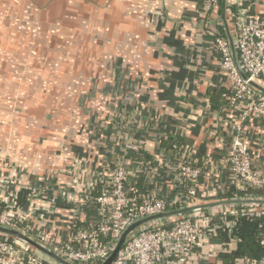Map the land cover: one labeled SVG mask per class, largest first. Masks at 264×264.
<instances>
[{"label":"crops","instance_id":"0c3cea01","mask_svg":"<svg viewBox=\"0 0 264 264\" xmlns=\"http://www.w3.org/2000/svg\"><path fill=\"white\" fill-rule=\"evenodd\" d=\"M11 1L27 8L15 27L0 28V197L46 184L33 200L36 229L55 240L69 235L72 214L90 220L89 190L108 163L136 169L145 162L139 184L175 196L184 192L176 180L180 152L190 151L207 171L201 182L209 195L229 185L226 135L238 113L226 106L227 77L203 32L207 16L225 35L223 0L210 14L205 0L0 6ZM227 2L231 24L236 9ZM249 13H264V0ZM7 15L8 25L14 17ZM244 137L264 169V118L249 119ZM126 142L139 150L127 152ZM217 243L194 264H231Z\"/></svg>","mask_w":264,"mask_h":264},{"label":"built area","instance_id":"2783aa9c","mask_svg":"<svg viewBox=\"0 0 264 264\" xmlns=\"http://www.w3.org/2000/svg\"><path fill=\"white\" fill-rule=\"evenodd\" d=\"M221 1L205 0V14L218 10ZM232 1L236 11L231 17V26L239 63L249 80L264 82V13H249L258 0ZM205 17L203 32L211 39L212 49L219 56L220 70L227 77L226 106L238 113L226 135L229 185L209 195V189L204 187L210 185L201 182L207 171L194 161L190 151L180 152L176 180L184 192L175 196L162 195L139 184L140 180L147 179L149 167L145 162L136 169L113 162L104 166L100 178L89 190L95 202L90 220L83 221L77 213L72 214L70 233L66 237L50 239L32 221L33 200L46 190V184L35 187L26 184L18 193L0 197V225L19 229L72 264H103L124 231L142 219L209 201L264 198V169L254 161L253 150L244 137L249 119L264 118V95L242 78L223 30ZM139 148L138 144L125 143L127 152H136ZM23 190H30V195L27 204L20 207L18 199ZM252 191L262 195L254 196ZM255 219L264 221V206L220 207L145 224L129 236L112 264H194L197 257L203 258L205 249L213 242H218L220 254L231 253L238 241L233 236L235 228L242 220ZM224 234L229 239L225 240ZM260 245L264 250V236ZM0 264L56 263L0 235ZM235 264H264V257L261 260L239 258Z\"/></svg>","mask_w":264,"mask_h":264},{"label":"water","instance_id":"95a60500","mask_svg":"<svg viewBox=\"0 0 264 264\" xmlns=\"http://www.w3.org/2000/svg\"><path fill=\"white\" fill-rule=\"evenodd\" d=\"M227 3H228L227 0H223L221 21L223 22L225 35L229 41L230 48L232 51V56L235 61L236 67L239 70L242 78L245 81H248L251 87H253L255 90H257L258 92L264 95V86L259 82L249 80L248 76L241 68L236 51L235 39L233 36V32L231 31V24L229 23L230 22L229 18H227V13H228ZM229 206H264V198H249V199L243 198V199H225V200L209 201L199 204L197 206L185 207L183 209L173 210L142 219L136 223L131 224L124 231V233L119 238L115 248L111 252L110 256L103 264H112L118 252L124 246L129 236L145 224L163 221L165 219H169L177 216H187L188 214H191L196 211L212 210L215 208L229 207ZM0 235L20 242L25 250H31V249L35 250L36 252L40 253L41 255L45 256L46 258L50 259L52 262L56 264H72L70 262L65 261L56 253H54L51 249H49L47 246L43 245L36 239L30 237L29 235L23 233L19 229L0 225Z\"/></svg>","mask_w":264,"mask_h":264},{"label":"trees","instance_id":"16d2710c","mask_svg":"<svg viewBox=\"0 0 264 264\" xmlns=\"http://www.w3.org/2000/svg\"><path fill=\"white\" fill-rule=\"evenodd\" d=\"M264 86V82H259ZM254 196H261L262 193L253 192ZM30 190H23L19 194L18 204L23 207L27 204ZM233 236L237 237V245L231 253H224L223 259L226 262L235 264L239 258H245L250 260H261L264 257V250L260 243L264 236V221L262 219L255 220H242L239 225L235 228ZM225 240L227 235L224 234Z\"/></svg>","mask_w":264,"mask_h":264},{"label":"rangeland","instance_id":"374dc122","mask_svg":"<svg viewBox=\"0 0 264 264\" xmlns=\"http://www.w3.org/2000/svg\"><path fill=\"white\" fill-rule=\"evenodd\" d=\"M27 8V6H25ZM26 8H23L21 5L11 1L10 4L7 6L5 3H3L1 6H0V14H2V18H0V28H3L4 27V23H5V27H8V28H12V27H15L16 26V23L18 22V19H16V17L18 15L21 14V16H23L25 13H26ZM3 12V13H2ZM6 13H12L13 15V19H10L8 20V25L6 23V21H4V17H5V14ZM12 15H7L8 17H11ZM6 16V17H7ZM4 22V23H3ZM26 38H29L28 36H26ZM8 40V39H7ZM30 40V38H29ZM9 41V40H8ZM3 42V41H2ZM6 42V41H5ZM11 42V41H9ZM84 54V53H83ZM87 54V53H85ZM63 55L66 56V57H69L71 59H74L76 57V53L75 51H73L71 54L70 52L67 50V51H64L63 52ZM95 59H93L94 61ZM73 86V91H77L79 90V88L74 86V84H71L69 85L68 87H71ZM155 225H158V223H155Z\"/></svg>","mask_w":264,"mask_h":264}]
</instances>
